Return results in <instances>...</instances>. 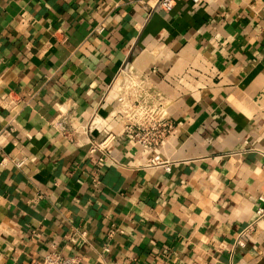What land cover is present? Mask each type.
<instances>
[{
  "label": "crops",
  "instance_id": "0c3cea01",
  "mask_svg": "<svg viewBox=\"0 0 264 264\" xmlns=\"http://www.w3.org/2000/svg\"><path fill=\"white\" fill-rule=\"evenodd\" d=\"M152 3L0 0V264H264V0ZM119 97L172 125L170 172Z\"/></svg>",
  "mask_w": 264,
  "mask_h": 264
},
{
  "label": "built area",
  "instance_id": "2783aa9c",
  "mask_svg": "<svg viewBox=\"0 0 264 264\" xmlns=\"http://www.w3.org/2000/svg\"><path fill=\"white\" fill-rule=\"evenodd\" d=\"M177 0H153L150 10L155 11L161 9L163 11H171L174 7V4ZM192 1L194 3H200L203 0H186ZM104 27L102 25L97 26L96 30L100 33ZM125 92L134 93L139 89L137 83H129L128 87H124ZM119 102L123 103L125 110H121V113H124L127 123L123 127V132L130 137V139L138 144H140L145 150H148L151 154L146 158L144 162V167H154L162 168L167 172L171 171L173 161L167 158H163L160 154L155 152V148L158 147L166 137L170 134L172 130V125L169 122H166L164 115L160 113V108L152 109L145 105V102L140 100H134L132 103H128L122 97H119ZM94 118L85 126V133L88 134L90 131V126L94 122ZM116 138V134L113 131H108L102 139L90 138L88 140V148L90 153H100L99 160L105 161L107 158H111L110 147ZM1 165H5L7 159L3 157V153H0ZM25 158L14 159V163L17 166H21L25 163ZM264 202V197L259 198ZM258 217L264 215V208L259 207L257 210ZM253 229L252 224L244 228L237 240V245H243L242 238L246 235H249ZM85 232H81L79 237H72L73 241L80 245L82 241L85 240ZM42 264H85L81 257L76 254H66L63 255L58 251H52L48 253ZM212 264V263H208Z\"/></svg>",
  "mask_w": 264,
  "mask_h": 264
}]
</instances>
